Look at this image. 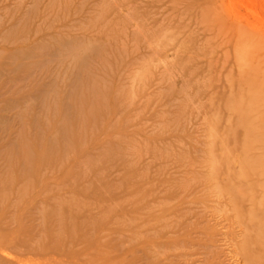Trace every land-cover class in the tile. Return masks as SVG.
<instances>
[{"label":"rangeland","instance_id":"rangeland-1","mask_svg":"<svg viewBox=\"0 0 264 264\" xmlns=\"http://www.w3.org/2000/svg\"><path fill=\"white\" fill-rule=\"evenodd\" d=\"M240 96L264 0H0V264H264Z\"/></svg>","mask_w":264,"mask_h":264},{"label":"bare ground","instance_id":"bare-ground-1","mask_svg":"<svg viewBox=\"0 0 264 264\" xmlns=\"http://www.w3.org/2000/svg\"><path fill=\"white\" fill-rule=\"evenodd\" d=\"M242 99H243L242 96L236 99V112L239 117L237 120V125L245 130L246 136H247L245 139V144H244L245 149L249 151L251 144L259 143L261 144L264 150V137H263L264 117L260 115L258 117L251 118L250 116V118H248L246 115L247 107H248V105L246 104V101L248 100V98H246L244 107L241 104ZM263 102H261V108L263 106ZM256 105H257V100L252 102L250 107H255ZM254 166L256 169H259L258 174L264 177V153L260 156L259 160L255 162ZM261 188L264 191V182L261 185ZM241 195H242V192H240V196L238 198H241L242 197ZM261 196H262L261 200H254V202L252 203L251 210H249L250 211L249 214H252V212L259 211L260 209L264 211V192L261 193ZM257 226L262 227L263 226L262 221L258 222Z\"/></svg>","mask_w":264,"mask_h":264}]
</instances>
